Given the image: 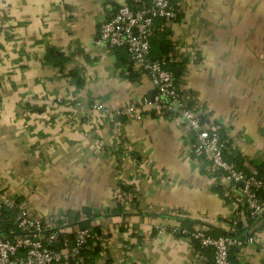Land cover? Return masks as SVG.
<instances>
[{"label": "crops", "instance_id": "crops-1", "mask_svg": "<svg viewBox=\"0 0 264 264\" xmlns=\"http://www.w3.org/2000/svg\"><path fill=\"white\" fill-rule=\"evenodd\" d=\"M132 1L0 0V193L49 220L77 213L97 226L87 264H212L178 226L253 234L230 258L261 264L264 211L250 217L238 185L191 152L184 118L151 105L139 119L116 113L154 93L123 47L95 43L100 22ZM173 1L164 28L184 90L227 138L224 158L263 174L264 0Z\"/></svg>", "mask_w": 264, "mask_h": 264}, {"label": "built area", "instance_id": "built-area-1", "mask_svg": "<svg viewBox=\"0 0 264 264\" xmlns=\"http://www.w3.org/2000/svg\"><path fill=\"white\" fill-rule=\"evenodd\" d=\"M178 13L179 8L173 0H133L119 5L100 22L95 43L123 47L128 61L139 66L154 85L152 98L131 101L116 113L124 112L139 119L142 111L150 105L161 113H179L196 134L191 152L207 156L215 167L223 171L228 181L238 185L240 203L255 219L264 211V200L258 194L260 189H264V174L245 173L224 158L227 138L221 135L216 123L203 120L202 112L192 102V95L184 90L178 72L169 66L177 64L173 46L161 57L150 55V40L155 32L175 20ZM89 106L104 115L111 113L102 102H92ZM3 208L10 210L11 214L6 218L9 227L0 226V264H85V250L93 235L90 227H72L71 233L61 240L59 234L64 232L67 218H61L60 222L58 219L49 220L34 212L27 203L0 193V210ZM156 229L162 231L163 226L156 225ZM175 231L197 240L201 248H210L212 264H244L232 261L230 252L255 241L253 234L241 236L226 232L213 236L202 229L184 226L176 227Z\"/></svg>", "mask_w": 264, "mask_h": 264}, {"label": "trees", "instance_id": "trees-1", "mask_svg": "<svg viewBox=\"0 0 264 264\" xmlns=\"http://www.w3.org/2000/svg\"><path fill=\"white\" fill-rule=\"evenodd\" d=\"M157 23L159 25L160 24V21L157 22ZM168 33H169V29L164 28V26H162L161 28H158L157 29V31L155 32V35L150 40V44H151L150 55H151V57H161V56L165 55L167 53V51L170 49L172 43H171V41L169 39V36H167ZM126 56H127V59H128L127 52H126ZM169 66L170 67H174L175 70H176V64L175 65L169 64ZM263 174H264V172H263ZM257 175H262V174H257ZM263 190L264 189H260L258 191V194H259V196L262 199H264V197H263L264 195L262 196V193H261V192H263ZM85 212L86 213H89L88 210H85ZM10 214H11V212L8 209L3 208V209L0 210V226H3L5 229L9 227V221L6 220V218ZM66 215L68 216L69 223L71 221H74V222L78 223L79 226H82V227H85L86 226V227H90L91 228L93 235L91 236V238L88 241L89 245L86 248L85 253L88 254L90 250L97 251V249L99 247V241L96 242L94 239L96 237V234L99 233L98 227L97 226L90 225L89 223L83 224L81 222H78L77 221V218H76L77 213L74 214L73 216H71L69 213H67ZM1 219H4V221H2ZM64 234H65V232H60L59 238L61 240L63 239L62 237L64 236ZM60 242H59V245L61 244ZM90 242H92V244H90ZM87 259L88 258L86 257L85 264H87V261H88Z\"/></svg>", "mask_w": 264, "mask_h": 264}, {"label": "water", "instance_id": "water-1", "mask_svg": "<svg viewBox=\"0 0 264 264\" xmlns=\"http://www.w3.org/2000/svg\"><path fill=\"white\" fill-rule=\"evenodd\" d=\"M153 96V95H152ZM152 98V97H151Z\"/></svg>", "mask_w": 264, "mask_h": 264}]
</instances>
